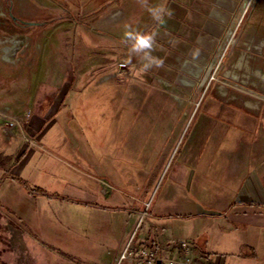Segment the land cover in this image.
Masks as SVG:
<instances>
[{
    "label": "rangeland",
    "instance_id": "1",
    "mask_svg": "<svg viewBox=\"0 0 264 264\" xmlns=\"http://www.w3.org/2000/svg\"><path fill=\"white\" fill-rule=\"evenodd\" d=\"M4 1L0 0V19L11 13L18 18L27 19L34 26H27L21 32H9L2 30L5 26L0 24V38L16 39L19 43L15 51L19 54L28 43L31 33L43 31L41 40L42 43L46 42L44 49L49 53L58 46L69 53L68 79L75 73L79 84L74 85L71 95L60 106L53 130L40 142L48 153L35 150L30 157V150H26L29 155L21 153L22 160L14 161L3 150L6 149L3 144L7 136L0 128V203L3 206L14 207L24 213L32 221V225L37 226L44 219L46 229L50 228V238H58L59 234L65 232L69 243L67 250L78 253L83 251L82 247L85 249L89 245L91 248H100L99 243L102 241H114L112 226H115L116 236L120 237L125 221L129 218L128 212L124 213L128 210L113 211L109 207L102 211L92 207L93 198L90 194H95L97 203L102 206L107 205L105 198L111 195L118 196L125 203L131 199L133 203L134 199L130 197V194L135 193L133 184L145 181L152 184L161 167H166L165 174L153 199L158 201L174 179H184L188 172L194 170L195 181L191 189L186 187L188 199L207 211H224L218 206L219 202L214 200L215 196H219L215 186H205V190L200 192L194 186L203 171L202 164L211 161L210 175L206 177L218 183L223 176V167L229 162L226 151L230 144L227 139L223 147L216 145V141L222 136L220 128L211 134L209 145L205 138L207 128L202 125L208 123L204 121L206 113L218 114L211 97L220 99L227 105L242 106L245 101L256 102L252 95H260L241 88V84L248 87L253 84L264 95V0H242V4L248 7L239 13L238 23L235 21L231 27L233 32L237 27L235 23L238 24L232 37L233 48L228 50L232 55L231 62H223L218 68L210 65L209 70L213 68V71H204L201 76L203 81L207 75L206 83L200 86V80L196 89L184 92L187 98L195 96L201 98V101L197 105H182L181 98L180 102L165 97L166 104L160 110L148 103L149 95L144 91L145 88L139 86L132 91L127 83L118 82L128 80L129 77L104 80V76L111 74V68L118 71V64L123 60L130 64V78L133 76L136 63L124 58L129 49L126 33L130 28V32L139 30V26L134 25L137 17L129 16L126 8L114 11L112 16L108 13L114 5L122 7L123 4H150L149 2L13 0L12 4H4ZM170 2L168 0L167 4ZM10 22L13 23V20ZM10 22L7 23L8 26H12ZM66 36L67 39L56 43ZM242 52L245 53V62L236 69L232 68L231 63L237 61ZM141 54L138 56L141 57ZM34 64L37 66L36 61ZM30 66L17 71L14 81L21 80L26 76V70L31 69L28 85L32 95L39 94L46 89L47 80L43 74L35 75L32 63ZM50 68L51 64L45 67L47 71ZM14 81L9 90L0 83L1 104H10L14 99L25 97ZM5 86L10 87V84ZM166 90L172 96L180 97L178 90ZM248 105L253 106L251 103ZM117 112L123 115L120 121L112 120ZM155 112L163 113V117H144L145 114ZM167 114L168 117L165 116ZM135 115L141 117L137 118ZM22 120L25 124L24 117ZM14 138L10 139L12 144L16 139ZM17 162L25 165L23 178L13 177L7 172ZM13 179L21 181V185H13ZM24 185L33 189L35 199L30 197L31 199L22 200L20 188ZM40 186L49 191L48 197H41L37 191ZM77 196L80 197L76 198ZM193 219L195 223L202 224L197 218ZM59 223L61 225L54 227ZM146 223L147 221L145 227ZM202 226L207 227V224ZM209 235L211 239L216 238L211 232ZM102 254L103 252L100 255ZM82 255L89 258L92 257V252L86 249ZM215 255L210 254L214 258ZM100 258H107V255ZM119 264L128 263L125 261Z\"/></svg>",
    "mask_w": 264,
    "mask_h": 264
},
{
    "label": "crops",
    "instance_id": "2",
    "mask_svg": "<svg viewBox=\"0 0 264 264\" xmlns=\"http://www.w3.org/2000/svg\"><path fill=\"white\" fill-rule=\"evenodd\" d=\"M170 1V4H167L168 0H144V3L150 4H123L122 7L114 5L108 13L112 16L115 14L114 11L126 8L129 10V16L137 17L134 25L137 24L139 30L133 33L155 34L150 52L153 56L161 58L163 63L145 69L142 54L140 57L138 52H132V41L128 38L129 49L126 55L124 54V58L135 62L136 70L131 78L118 82L127 83L132 91L137 90L139 86L145 88L144 91L149 95L148 103L156 110H160V107L162 109L166 104L165 97L178 101L181 98L182 105H197L201 101V98L195 96L187 98L184 92L198 87L204 71H208L211 64L215 67L223 52L224 56L220 64L231 60L232 55L228 53L234 44L231 43V27L245 5L242 4V0ZM157 7H163L170 13L162 17V22L150 11ZM130 30L131 28L129 32ZM42 32L31 33V38H28V43L23 46L19 54L15 51L19 43L16 39L0 38V83L3 87L7 90L12 88L11 84L13 85L17 71H21L23 67H31V63L35 75L43 74L47 80L46 89L32 95L31 87L28 85V78L31 77L32 72L31 69L26 70V76L14 81L25 97L14 99L10 104L0 103V111L7 110L12 116L24 117L26 136L32 140V143H29L21 133H17L12 138L7 136L8 142L4 141L3 144L6 145L4 146L6 149L3 150L9 153L14 161L15 159L21 161L20 157L29 153L31 157V153H35V150L48 153L40 142H43L47 134L53 130L57 124L55 117L59 113L60 106L67 101L74 85L79 84L75 73L68 79L69 53H65L58 46L48 53L47 49H44L46 42L42 43L41 40ZM67 38V36L60 38L56 43L59 44ZM244 54L242 52L235 61L238 64L234 62L230 66L236 69L242 65V62H245ZM49 64L51 68L47 71L45 67ZM111 71L113 73L117 70L111 68ZM209 71L212 72L213 68ZM203 79L200 86L206 83L207 75ZM6 84H10V87L5 86ZM241 88L261 97L252 95L257 101H245L242 106L227 105L220 99L211 97L218 114L206 113L204 121L208 123L202 125L203 128H207L205 138L209 145L211 134L219 128L222 136L218 138L216 145L223 147L226 139L230 144L226 151L229 162L223 167L222 179L215 183L210 177H206L210 175L209 160L206 164H202L203 171L194 185L199 192L204 191L205 186L211 184L215 186L219 196H215L214 200L219 202L218 206L224 209L223 212L207 211L188 199L186 187L191 189L195 181L194 170L188 172L184 179H174L158 201L153 199L165 174L166 167H161L152 184L150 181L133 184L135 193L130 194L134 199L133 203L130 198L125 203L118 196L111 195L103 197L107 205L102 206L97 203V196L90 194L93 198L92 207L102 211L109 207L113 211L128 210L124 213L128 212L129 218L125 221L120 237L116 236L115 226H112L114 241H102L99 243L100 248H91L88 245L85 249L82 247L83 251L78 253L67 250L69 243L65 232L59 234L58 238H50L48 237L50 228L46 229L44 219L37 226L32 225V221L24 213L0 203V264H49L53 261L59 264H119L121 255L129 244L139 246L147 241H152L157 246L158 258L177 256L178 250L174 247V243L187 241L194 247L199 258L216 264H264V95L257 91L260 88H255L253 84L249 87L241 84ZM166 89L178 90L177 94L180 97L172 96ZM112 102L115 104L114 99ZM248 103L253 106H249ZM122 116L117 112L112 120L120 121ZM135 117L141 116L135 115ZM144 117L159 118L163 117V113L145 114ZM3 125L4 120L0 116L1 129ZM13 138L14 144L10 140ZM1 149L2 147L0 152ZM12 165L7 172L13 177L23 178L25 165L20 162ZM12 183L21 185L22 182L13 179ZM20 190L23 195L22 200L30 197L35 199L33 189L24 185ZM37 191L42 198L48 197L49 191L45 188L40 186ZM146 213L147 217H145ZM193 218L200 220L199 223L202 221V224L195 223ZM203 224H207V227L202 226ZM59 225L61 224L54 227ZM210 232L216 235L215 239L210 238ZM86 249L91 250L92 257L86 258L82 255ZM211 253L216 254L215 258L210 256ZM103 255H107V258H100ZM156 264L167 263L158 261Z\"/></svg>",
    "mask_w": 264,
    "mask_h": 264
},
{
    "label": "built area",
    "instance_id": "3",
    "mask_svg": "<svg viewBox=\"0 0 264 264\" xmlns=\"http://www.w3.org/2000/svg\"><path fill=\"white\" fill-rule=\"evenodd\" d=\"M248 5H244V8H247ZM243 8V10H244ZM238 19H236L237 21ZM238 23V21H237ZM235 23L238 27V24ZM237 27L235 31L232 32V37L235 35ZM221 45L219 46V49ZM224 56V52L222 56L218 58L216 62V67L220 65V62ZM213 64H211L212 66ZM208 67V69L211 68ZM130 64L126 62H122L118 64V71L113 72L109 75L104 76V80L115 79L118 77H130L131 73L129 71ZM0 116L4 120L3 131L6 136L12 137L17 133H21L24 138L32 143V140L26 136V128H24V123L21 116H12L9 114L7 110H1ZM174 247L178 250V254L175 257L171 258H158L157 246L152 241H147L144 244L139 246L128 245L127 250L121 255V261H128L130 264H156L158 261H163L167 264H216L206 259H201L196 255L194 247L187 241H178L174 243Z\"/></svg>",
    "mask_w": 264,
    "mask_h": 264
},
{
    "label": "clouds",
    "instance_id": "4",
    "mask_svg": "<svg viewBox=\"0 0 264 264\" xmlns=\"http://www.w3.org/2000/svg\"><path fill=\"white\" fill-rule=\"evenodd\" d=\"M150 11L152 12V15L161 22L164 15L170 14L163 7L153 8ZM154 35V33H126V36L132 41V52L142 53L143 67L145 69L152 65L160 66L163 63L161 58L153 56L150 52V49L153 46Z\"/></svg>",
    "mask_w": 264,
    "mask_h": 264
},
{
    "label": "flooded vegetation",
    "instance_id": "5",
    "mask_svg": "<svg viewBox=\"0 0 264 264\" xmlns=\"http://www.w3.org/2000/svg\"><path fill=\"white\" fill-rule=\"evenodd\" d=\"M4 4H12V0H5ZM11 20H13V23L10 22ZM8 22H10V24L12 26H8V24H7ZM0 24H4L5 27H3V29L7 30L9 32L10 31H15V32L20 31L21 32V31L25 30V27H27V26L28 27L34 26L29 21L18 18L16 16H13L11 13L6 15L5 18H3V19L1 18Z\"/></svg>",
    "mask_w": 264,
    "mask_h": 264
}]
</instances>
